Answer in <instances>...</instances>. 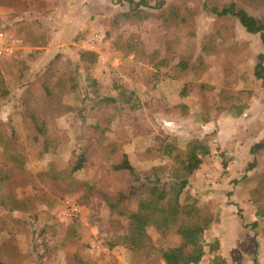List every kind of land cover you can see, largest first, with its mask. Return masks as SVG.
Masks as SVG:
<instances>
[{
	"label": "rangeland",
	"instance_id": "rangeland-1",
	"mask_svg": "<svg viewBox=\"0 0 264 264\" xmlns=\"http://www.w3.org/2000/svg\"><path fill=\"white\" fill-rule=\"evenodd\" d=\"M231 1L165 0L163 7L157 8V1L151 0L154 7L145 9L152 15L136 21L118 17L129 6L113 0L0 3V29L12 41V51L0 57L10 90V95L0 100V118L10 121L21 139L25 130L19 99L26 85L39 93V75L60 49L77 58L80 50L93 51L87 45L94 33L104 36L93 51L98 55L91 69L95 85H88L79 66L82 89L64 95L72 110L56 118L54 136L61 146L41 158L31 153L27 169L37 185L28 183L15 190L20 198L49 197L55 199V205L48 207L34 200L31 216L14 212L16 220L0 207V246L4 239H11L20 252L12 264H67L77 254L89 264H132L126 247H109L111 222L123 218L111 212L104 199L123 186L127 177L113 172L110 186L103 180L101 161L105 165L109 161L96 141L101 133L106 142L119 141L139 171L170 161L166 156L156 157L155 151L152 158L144 155L146 148L157 146L158 137L175 140L183 150L190 142L202 141L210 154L190 177L182 201L196 199L215 220V206L220 202H230L234 195L248 199L264 170L262 150L256 155V167L247 171L253 159L251 144L264 138V85L254 76L257 55L264 52V45L259 34L243 32L235 17L215 23L209 8ZM236 4L250 11L239 1ZM63 24L67 35L62 46L51 47L52 55L48 52L52 31H62ZM32 42L45 44L35 46ZM130 42L140 46L138 55L123 52ZM224 114L226 117L220 118ZM227 144H234L236 158L228 150L222 151L221 145ZM37 148L43 149V138ZM81 153L87 162L75 177L91 184L92 191L78 184L54 185L47 174L48 165L64 169ZM233 158L236 167L225 170ZM66 199L79 206L76 218L65 217ZM70 225L76 226L78 237L69 235ZM257 227L264 232V220ZM148 231L158 248L179 242L176 235L161 238L153 228Z\"/></svg>",
	"mask_w": 264,
	"mask_h": 264
},
{
	"label": "trees",
	"instance_id": "trees-1",
	"mask_svg": "<svg viewBox=\"0 0 264 264\" xmlns=\"http://www.w3.org/2000/svg\"><path fill=\"white\" fill-rule=\"evenodd\" d=\"M116 3H127L129 9L118 15L127 21L144 20L152 14L145 8H152L151 0H113ZM155 7H163L165 0H156ZM236 1L250 8H238ZM4 4V0H0ZM206 8L208 6L204 4ZM217 22L235 17L239 23L252 34H259L264 45V0H232L223 6L209 8ZM161 15V14H160ZM177 15V14H176ZM45 43L35 46H44ZM137 43H127L123 52L128 55L139 54ZM66 54V55H65ZM98 61L96 52L80 50L78 57L64 52L63 48L49 61L45 70L39 75L41 91L35 92L26 85L19 99V111L23 117L24 138L21 139L10 121L0 118V207L11 217L14 212H29L34 210V200H40L43 205L53 207L55 199L43 196L20 198L15 190L28 183L37 185L32 172L27 169L31 153L41 158L45 153H55L61 146L56 139V118L72 107L64 101V95L82 89L79 66L85 72L84 79L88 85H95L91 69ZM254 76L264 85V52L257 55L254 66ZM28 83V82H27ZM10 95L0 66V100ZM100 128V123H99ZM107 129V126L105 127ZM43 138V149L37 148V143ZM104 138L103 133L96 139L104 151V157L109 165L101 161L103 180L110 186L113 172L126 176L125 184L115 189L105 197V202L111 212L119 218L112 223V234L109 247L122 245L129 251L132 264H196L205 254V229L213 222L214 216L210 210L200 207L196 199L182 201L184 189L189 185V179L202 164L203 157L210 154V149L202 141L190 142L187 150L179 148L175 140L157 139V146L146 148L147 158L166 156L168 163L152 166L149 170L139 171L131 163L128 153L117 140ZM264 150V138L249 148L253 156L247 165V171L257 165L256 155ZM154 156V157H155ZM87 157L81 153L64 169H58L52 163L48 165L47 174L57 187L61 188L78 184L92 191L93 186L87 181H81L75 174L85 167ZM223 167L226 164L223 163ZM244 179L247 176L243 177ZM35 194V193H34ZM248 200L256 206V220L252 228H256L260 220H264V170L258 175L253 187L249 190ZM51 200V201H50ZM240 212V211H239ZM35 221L36 217H31ZM123 220H126L124 223ZM149 228H153L161 238L176 235L179 242L176 245L158 248ZM69 235L78 237L76 226L70 225ZM217 246H211L214 248ZM19 249L11 239H4L0 246V264H12L13 258L19 255ZM67 264H89L78 254L69 258Z\"/></svg>",
	"mask_w": 264,
	"mask_h": 264
},
{
	"label": "crops",
	"instance_id": "crops-1",
	"mask_svg": "<svg viewBox=\"0 0 264 264\" xmlns=\"http://www.w3.org/2000/svg\"><path fill=\"white\" fill-rule=\"evenodd\" d=\"M239 25L243 32L252 34L247 32L241 24ZM63 28L62 31L61 29L52 31L51 44L48 46L50 48L48 52L52 55L54 52L51 47L63 45L61 42L68 31L65 26ZM222 117H226V114L220 118ZM232 119L235 121L234 118ZM216 123L221 122L219 120ZM233 146L227 144L226 146L221 145V148L222 151L228 150L227 153L236 158L237 154ZM234 158L225 170L236 167L237 161ZM235 196H232L230 202H220V205L215 206V220L204 231L205 254L196 264H264V232L259 227L252 228V224L258 220L256 206L248 199L241 200ZM216 243L217 246L211 248Z\"/></svg>",
	"mask_w": 264,
	"mask_h": 264
},
{
	"label": "built area",
	"instance_id": "built-area-1",
	"mask_svg": "<svg viewBox=\"0 0 264 264\" xmlns=\"http://www.w3.org/2000/svg\"><path fill=\"white\" fill-rule=\"evenodd\" d=\"M104 38L100 32L94 33L91 37L87 48L96 51L98 48V42ZM12 41L8 37V33L0 29V57L4 54H9L12 51ZM80 208L77 204L70 202L68 199L65 200L64 215L67 218L73 219L79 216Z\"/></svg>",
	"mask_w": 264,
	"mask_h": 264
}]
</instances>
